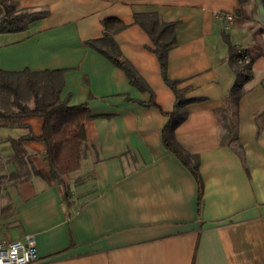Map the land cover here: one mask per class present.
I'll return each mask as SVG.
<instances>
[{"label":"crops","instance_id":"1","mask_svg":"<svg viewBox=\"0 0 264 264\" xmlns=\"http://www.w3.org/2000/svg\"><path fill=\"white\" fill-rule=\"evenodd\" d=\"M15 1L48 15L0 34V71H63L62 100L92 117L64 185L48 178L42 118L0 127V240L34 236L35 264H264V0ZM137 14L175 24L165 73ZM107 19L126 26L114 38L142 90L87 44ZM231 48L248 51L253 76L223 144ZM166 78L190 101L174 139L198 178L163 142L177 101Z\"/></svg>","mask_w":264,"mask_h":264},{"label":"trees","instance_id":"2","mask_svg":"<svg viewBox=\"0 0 264 264\" xmlns=\"http://www.w3.org/2000/svg\"><path fill=\"white\" fill-rule=\"evenodd\" d=\"M245 0H241L244 2ZM47 11L20 9L15 0H0V34L24 32L31 22L43 19ZM135 22L149 34L152 52L160 61L165 73L167 55L176 43L175 24L161 20L156 14H137ZM104 36L91 40L87 44L111 60L129 77L133 85L142 90L143 85L132 66L122 57L115 41V35L126 26L118 19H107L103 22ZM247 50L231 48L230 61L233 63L237 80L229 90L222 110V143L235 142V127L230 123V114L238 104L243 86L252 74V61L249 64L240 62L241 53ZM168 85L175 91L177 101L173 113L169 116L164 133L165 146L198 178V164L195 158L184 152L174 139V131L186 118V106L190 103L177 90V83L166 78ZM63 90V71L44 72H5L0 71V127L13 126L31 117H39L44 121L40 138L46 145L45 161L48 163V178L59 185H64V177L77 172L88 151L86 138V122L92 117L87 105L70 107L61 98ZM35 139L31 135L14 141L13 145L19 153L22 142Z\"/></svg>","mask_w":264,"mask_h":264},{"label":"built area","instance_id":"3","mask_svg":"<svg viewBox=\"0 0 264 264\" xmlns=\"http://www.w3.org/2000/svg\"><path fill=\"white\" fill-rule=\"evenodd\" d=\"M224 16L228 23L235 20L232 14H219ZM242 64H249L252 57L240 51ZM38 261L36 241L34 236H26L23 241L0 240V264H35Z\"/></svg>","mask_w":264,"mask_h":264},{"label":"rangeland","instance_id":"4","mask_svg":"<svg viewBox=\"0 0 264 264\" xmlns=\"http://www.w3.org/2000/svg\"><path fill=\"white\" fill-rule=\"evenodd\" d=\"M75 173H76V172H75ZM72 174H74V173H72ZM69 175H71V174H69ZM67 176H68V175H67ZM67 176L64 177V182H65V178H66Z\"/></svg>","mask_w":264,"mask_h":264}]
</instances>
